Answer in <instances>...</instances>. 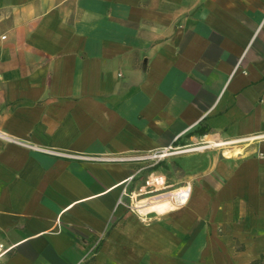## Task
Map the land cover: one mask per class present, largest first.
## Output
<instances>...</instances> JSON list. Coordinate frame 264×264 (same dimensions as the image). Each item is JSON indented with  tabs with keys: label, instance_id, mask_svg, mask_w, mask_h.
I'll return each mask as SVG.
<instances>
[{
	"label": "crops",
	"instance_id": "obj_1",
	"mask_svg": "<svg viewBox=\"0 0 264 264\" xmlns=\"http://www.w3.org/2000/svg\"><path fill=\"white\" fill-rule=\"evenodd\" d=\"M0 133V264H264V0H0Z\"/></svg>",
	"mask_w": 264,
	"mask_h": 264
},
{
	"label": "built area",
	"instance_id": "obj_2",
	"mask_svg": "<svg viewBox=\"0 0 264 264\" xmlns=\"http://www.w3.org/2000/svg\"><path fill=\"white\" fill-rule=\"evenodd\" d=\"M0 137H4L0 133ZM254 138H264V133L254 136ZM42 151L49 152L55 155L70 157L75 159L85 160H131V161H147L148 166H152L159 160L170 155L174 150L172 148H160L141 155H134L130 157H106V156H90L78 153H66L60 151H53L39 148ZM138 172V171H137ZM131 174L127 184L122 190V194L128 198L126 207L136 213L142 219H147V207L154 202H167L171 207L177 208L185 205L191 194V185L185 183L175 187L168 184L165 175L155 170H150L146 173L139 183L133 187H129L131 181L134 180L136 173ZM97 239L92 246L87 250L85 257H90L94 254L95 248L98 245ZM10 247L0 241V259L6 255Z\"/></svg>",
	"mask_w": 264,
	"mask_h": 264
},
{
	"label": "bare ground",
	"instance_id": "obj_3",
	"mask_svg": "<svg viewBox=\"0 0 264 264\" xmlns=\"http://www.w3.org/2000/svg\"><path fill=\"white\" fill-rule=\"evenodd\" d=\"M214 143V142H212ZM168 206L167 202H157V203H153L151 206H149L147 209H158V211H162L164 210L166 207ZM168 209V208H167Z\"/></svg>",
	"mask_w": 264,
	"mask_h": 264
}]
</instances>
